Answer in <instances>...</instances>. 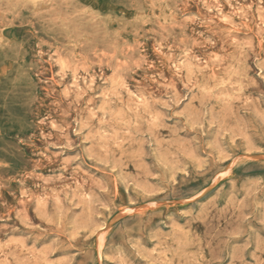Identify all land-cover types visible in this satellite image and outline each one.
<instances>
[{
    "label": "rangeland",
    "instance_id": "1",
    "mask_svg": "<svg viewBox=\"0 0 264 264\" xmlns=\"http://www.w3.org/2000/svg\"><path fill=\"white\" fill-rule=\"evenodd\" d=\"M0 264H264V0H0Z\"/></svg>",
    "mask_w": 264,
    "mask_h": 264
},
{
    "label": "bare ground",
    "instance_id": "2",
    "mask_svg": "<svg viewBox=\"0 0 264 264\" xmlns=\"http://www.w3.org/2000/svg\"><path fill=\"white\" fill-rule=\"evenodd\" d=\"M162 140V139H161ZM163 141V140H162ZM167 140H165V142H166ZM170 142V141H169Z\"/></svg>",
    "mask_w": 264,
    "mask_h": 264
}]
</instances>
